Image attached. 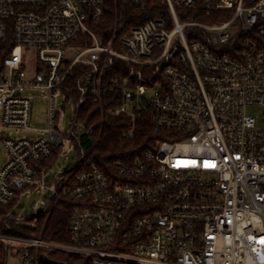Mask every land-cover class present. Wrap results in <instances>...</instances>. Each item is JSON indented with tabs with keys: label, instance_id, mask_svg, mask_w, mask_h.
<instances>
[{
	"label": "built area",
	"instance_id": "2783aa9c",
	"mask_svg": "<svg viewBox=\"0 0 264 264\" xmlns=\"http://www.w3.org/2000/svg\"><path fill=\"white\" fill-rule=\"evenodd\" d=\"M160 1L169 17L119 36L115 24L104 42L93 27L105 14L104 0H0L1 122L30 127L26 88L45 91L49 115L43 136L0 134V208L18 187L38 182L50 191L45 210L61 194L73 202L66 242L15 233L5 222L0 241L22 247L7 262L17 256L39 264L54 251L89 264H264V0ZM198 5L207 16L232 15L216 23L180 19L178 8ZM33 60L40 66L29 76ZM107 93L117 94L111 114L129 119L124 138L135 136L143 118L162 137L106 170L95 148L75 151L72 165L47 179L52 167L39 164L55 149L63 155L71 140L56 124L64 110L57 97L72 104L71 135L78 139L75 113ZM252 106L262 107V122ZM40 216L32 211L23 219L34 228Z\"/></svg>",
	"mask_w": 264,
	"mask_h": 264
},
{
	"label": "trees",
	"instance_id": "16d2710c",
	"mask_svg": "<svg viewBox=\"0 0 264 264\" xmlns=\"http://www.w3.org/2000/svg\"><path fill=\"white\" fill-rule=\"evenodd\" d=\"M144 5H135L131 0H104V16L93 24L95 31L103 36L104 42L110 39L115 24L117 25V35H121L135 24H140L146 20L162 16L169 17L170 11L166 3L160 0H144ZM217 10L210 16L205 15L201 7L188 8L184 12L183 20H197L201 22H214ZM223 20L231 17V12H223ZM77 81V74L71 76L67 82L72 86ZM117 94L107 93L102 100L91 98L87 104L82 106L75 113L74 129L78 123L83 124L85 132L77 139H73L75 151L81 153L82 150L90 151L95 147L94 158L102 169H109L111 164L119 157L130 156L131 153L151 147L156 139L162 137V131L157 129L151 118H143L139 121L135 136L124 138V133L129 129L130 122L126 116L112 115L110 108L111 98ZM59 149L47 160H43L39 165L51 168L57 160ZM135 156V155H131ZM40 175V173H39ZM16 198L14 197L7 207L0 208V228L6 229L4 223H9L12 227L9 231L21 234H29L31 231L39 234L48 240L66 242L69 239L70 226L69 219L71 205L73 202L68 196L63 194L55 199L53 206L41 213L39 224L34 228L16 225V218L8 216ZM31 220V217L27 218ZM22 247H14L0 241V264H8L6 258L10 253H21ZM39 264H89V259L82 256L68 255L62 252L51 251L47 259L40 260Z\"/></svg>",
	"mask_w": 264,
	"mask_h": 264
},
{
	"label": "rangeland",
	"instance_id": "374dc122",
	"mask_svg": "<svg viewBox=\"0 0 264 264\" xmlns=\"http://www.w3.org/2000/svg\"><path fill=\"white\" fill-rule=\"evenodd\" d=\"M179 12V17L183 20L182 16L184 12H181V9H177ZM216 15V20L214 22H206V23H216L223 20L224 13L217 12L214 13ZM201 22V21H200ZM77 53V50L70 49L68 50L69 57H73ZM37 66H40L35 60H33L30 66L27 68V72L29 76H32L33 69ZM158 85L153 88V91L158 90ZM149 92V91H148ZM24 93L30 94L32 97V111H31V119H30V127L29 128H21L18 129L12 126H4L1 122V108H0V134H5L14 137H30L37 138L43 136L44 134L41 132L49 127V115H48V101L46 97V93L41 88H26ZM65 97L63 94H60L56 100V107L58 109H64L60 111L56 118V124L60 131L70 136V145L68 149L64 151L63 155H59L57 160L52 166V169L47 173V179H52L55 175V172H59L65 170L75 160V148L73 144V138L71 135V119H72V104L68 103L66 107H64ZM262 107L260 106H252L249 108V112L252 113L259 122H262ZM64 112V113H63ZM76 134L80 137L84 132V128L82 126H77L74 129ZM97 144H95L96 148ZM6 151L3 144L0 141V163L5 159ZM28 187L22 186L18 187L16 193V200L13 204V207L9 211L8 216L16 215V225L25 227L28 226L30 221L24 220L23 217L30 212H36L37 214L42 213L44 209V201L48 197L49 190H40V183L37 184L27 183ZM22 192V193H21ZM1 222V221H0ZM1 227V226H0ZM23 262L17 256H9L8 264H22Z\"/></svg>",
	"mask_w": 264,
	"mask_h": 264
}]
</instances>
